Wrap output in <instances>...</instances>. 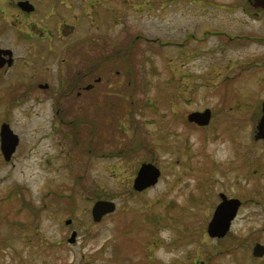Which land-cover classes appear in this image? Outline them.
I'll return each instance as SVG.
<instances>
[{
	"label": "rangeland",
	"instance_id": "obj_1",
	"mask_svg": "<svg viewBox=\"0 0 264 264\" xmlns=\"http://www.w3.org/2000/svg\"><path fill=\"white\" fill-rule=\"evenodd\" d=\"M30 2L31 13L0 2V42L14 50L13 63L0 69V129L6 121L20 136L11 164L0 148V264H163L155 255L161 245L184 249L171 264H261L248 234L263 223L264 192L246 196L220 238L199 237L212 209L203 218L205 206L194 200L203 195L209 206L219 191L248 190L229 172L202 166L226 162L217 153L221 145L230 152L232 138L247 141L252 103L264 98V10L251 0ZM48 28L66 30V39H40ZM87 38L96 62L113 68L95 100L94 124L106 128L91 153L89 135L81 144L72 131L88 127L89 113L78 106L86 100L64 94L81 66L74 51L86 52ZM120 66L128 73L117 75ZM45 81L50 89L39 87ZM72 103L78 117L65 111ZM208 107L210 124L195 127L188 114ZM117 127L116 142L108 140ZM147 161L160 179L135 190ZM98 200L116 209L95 221ZM165 227L171 241L159 236Z\"/></svg>",
	"mask_w": 264,
	"mask_h": 264
},
{
	"label": "flooded vegetation",
	"instance_id": "obj_2",
	"mask_svg": "<svg viewBox=\"0 0 264 264\" xmlns=\"http://www.w3.org/2000/svg\"><path fill=\"white\" fill-rule=\"evenodd\" d=\"M9 1L10 0H0V2L3 4L8 3ZM21 1H25V0H16V1L11 0V2L15 3L19 9H21L23 12L28 13L20 5ZM3 20L7 22V19H5L4 16H3ZM11 24H13V22H9V25ZM59 30L63 32L64 34L59 32ZM59 30H57V34H55L52 31V29L48 28L45 33L40 35L39 38L42 40L46 39L47 41L48 40L52 41L54 37H58L59 40L66 39V34H67L66 30L64 29H59ZM30 36L32 37L31 34L29 35V37ZM92 42L93 41L91 38L90 39L87 38L86 52L84 51V49H78V48L75 49L74 54L76 55V57L79 58V61H80V62L76 61V64L80 63L81 66H79L78 71L75 72V75L73 78L74 82L70 83L72 87L69 88L68 92L64 93L69 98H70V95H72L70 100H73V101L79 100V99L86 100V108H84V106H81V104H79L78 106L81 107V110L88 111L89 113L87 117L88 127L74 125V129L72 131H73V137H74L73 141L76 142V139H77L78 141H80L81 144L84 138L83 134L89 135L88 142L92 144L90 147V153L94 152V144L96 143V138H98L97 140L98 143L96 144L98 145L102 144L99 140L101 135L98 137V134H101L103 130H99V129L106 128V126L97 127L94 124L93 111H94L95 100H97L96 98H99L101 96V92H103L106 89V86L110 87L111 72L113 70V68H110L109 61L97 60L96 62L95 55H94L95 53L94 45ZM0 47L4 49L11 48L9 46L3 45V43L1 42H0ZM49 49L53 54L57 52L56 49H52V48H49ZM66 51H67V48H66ZM5 57L8 59L9 54L7 53ZM64 60H66L65 57H63L62 61ZM6 66L7 65H5L4 67ZM125 69H126V66L125 67L120 66L121 71L117 69L116 70L117 75L124 72ZM38 85L44 90L51 88V85L47 81L43 83L39 82ZM63 95L61 92V93H55L51 95V97L59 100V97H62ZM109 95H110V92H108V96ZM256 100L257 98L255 99L254 102H256ZM260 101H259L260 103L259 102L252 103L254 105L250 109V113H249L250 125H249L247 141L245 143V146H243L235 138L234 139L232 138L231 144L228 147L230 152H228L229 154L227 156L228 158L226 162H220L219 164L216 161L214 162L210 161L208 163L207 162L203 163L202 167H205V172L209 170H219L220 174L222 173L227 174L229 172L228 175H231V177L233 176L235 177L234 178L235 183H241L240 181H244V186L248 190H246V192H243V194L227 192L226 190L219 191L217 193L219 200H213V203H211V205L209 206H207L206 203L204 202L203 195L200 198L196 197L194 200L195 203H200L201 207L205 206V209L203 210V213H202L203 218H206L207 208L212 209V214L210 218L208 220L206 218L203 221V223L206 224V226L203 227V230L199 232V237L205 236L206 231L208 232V227L212 221V218L214 216L216 209L218 208L220 204L224 203V205H226L227 207L228 206L233 207V212L235 211L236 208H238L237 213L231 223V227H232L233 222L238 216V213L249 201V198H247L246 196L248 195L250 197V196L256 195L257 193L259 194L261 192H264V120H263L264 119V98H262ZM106 105L108 106V104ZM54 106L55 104H53V107ZM72 108L74 110H71V111L68 109L65 110L67 112V115L70 114V112L72 113L74 111V115L78 117L79 113L77 111V106L74 103H72ZM111 110H112L111 108H108L109 113H111ZM56 112L58 113L57 109H56ZM120 116L124 117L123 115H120ZM191 123L195 127H198V128H203L207 126V125H199L197 122H191ZM105 131L106 130H104V132ZM119 132H120L119 127H117V130L109 131V134L106 136V138L108 140H112L116 142L115 137L117 136L115 133L119 134ZM0 145H1V138H0ZM241 147L245 148L243 153L239 152V149H241ZM106 154L107 152H104L102 156H105ZM12 159H14L13 155L9 161L8 160H5V161L11 164L10 161ZM44 162H46V159L42 161V164ZM188 163L192 165L193 161L191 162L189 159ZM190 168H193V167H190ZM190 168L188 169L191 171ZM18 192H26V190L22 189V190H19ZM248 235H249V240L252 241L251 243L252 256L256 260H261L262 261L261 264H264V218H263V223L261 227L258 229H253L251 232H249ZM214 238H220V237L215 236ZM257 247H258V250L256 251Z\"/></svg>",
	"mask_w": 264,
	"mask_h": 264
},
{
	"label": "water",
	"instance_id": "obj_3",
	"mask_svg": "<svg viewBox=\"0 0 264 264\" xmlns=\"http://www.w3.org/2000/svg\"><path fill=\"white\" fill-rule=\"evenodd\" d=\"M20 5L24 10L32 11L34 10V5L28 0L21 1ZM252 5L255 7L264 8V0H252ZM2 52L9 53L10 58L7 60L9 64L12 63V50L0 48V67L7 62L2 57ZM212 116V110L210 108L205 109L204 111H194L189 114V119L191 121H196L199 124H208ZM1 148L6 157L10 159L13 152L16 150V146L19 142V137L14 131L10 128V125L4 123L1 129ZM160 175V169L151 164L145 163L142 165L137 178L135 179V188L141 190L147 186H150L157 182ZM116 204L111 200H98L93 206V215L96 221H99L104 214L115 210ZM237 209V208H236ZM236 209L233 212V207H227L220 205L215 211L214 217L209 225L208 231L211 235L223 236L230 228L231 219L235 216ZM73 241L72 239H70ZM258 247L256 248V251Z\"/></svg>",
	"mask_w": 264,
	"mask_h": 264
},
{
	"label": "clouds",
	"instance_id": "obj_4",
	"mask_svg": "<svg viewBox=\"0 0 264 264\" xmlns=\"http://www.w3.org/2000/svg\"><path fill=\"white\" fill-rule=\"evenodd\" d=\"M219 158L223 159L228 156V151L226 149V146L221 145V150L217 153ZM159 236L164 241H171L174 237L173 230L171 228H161L159 232ZM184 253V249L174 250L169 249L163 245L157 247L155 249V255L158 257L163 264H171L174 257L180 256Z\"/></svg>",
	"mask_w": 264,
	"mask_h": 264
},
{
	"label": "trees",
	"instance_id": "obj_5",
	"mask_svg": "<svg viewBox=\"0 0 264 264\" xmlns=\"http://www.w3.org/2000/svg\"><path fill=\"white\" fill-rule=\"evenodd\" d=\"M125 55H126V54H125ZM129 69H130V68H129L128 66H126V69H125V70H126L127 72H128Z\"/></svg>",
	"mask_w": 264,
	"mask_h": 264
}]
</instances>
